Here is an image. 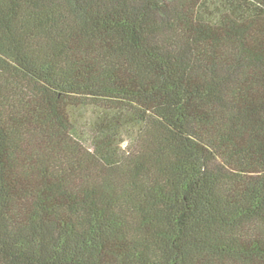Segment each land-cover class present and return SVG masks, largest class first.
I'll return each mask as SVG.
<instances>
[{"label": "trees", "instance_id": "trees-1", "mask_svg": "<svg viewBox=\"0 0 264 264\" xmlns=\"http://www.w3.org/2000/svg\"><path fill=\"white\" fill-rule=\"evenodd\" d=\"M0 264H264V0H0Z\"/></svg>", "mask_w": 264, "mask_h": 264}, {"label": "rangeland", "instance_id": "rangeland-1", "mask_svg": "<svg viewBox=\"0 0 264 264\" xmlns=\"http://www.w3.org/2000/svg\"><path fill=\"white\" fill-rule=\"evenodd\" d=\"M124 147L126 146V144L123 145Z\"/></svg>", "mask_w": 264, "mask_h": 264}]
</instances>
